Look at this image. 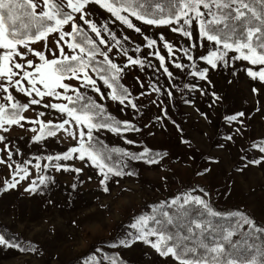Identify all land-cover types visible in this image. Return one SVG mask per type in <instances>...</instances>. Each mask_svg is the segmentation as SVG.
<instances>
[{
    "label": "rangeland",
    "instance_id": "374dc122",
    "mask_svg": "<svg viewBox=\"0 0 264 264\" xmlns=\"http://www.w3.org/2000/svg\"><path fill=\"white\" fill-rule=\"evenodd\" d=\"M35 3L37 12L43 10V0ZM62 3L63 11L73 16L70 26L62 30L72 32V23L87 30L102 53L121 69L120 77L131 94L123 103L113 100L112 89L89 67L88 75L100 92L85 86L80 73V79L65 78L63 82L70 88L66 93L58 88L59 97H40L35 92L29 96L20 89L31 87L24 72H33L41 63L35 52L51 60L61 54V48L66 55L79 54V49L68 47L73 36L60 40L59 32L30 43L31 52L18 46L22 55L15 56L14 63L23 67H13L16 75L11 81L0 78V104L6 111L12 103L29 106L20 124L0 127L4 138L0 140V224H6L22 240L10 242L19 247L0 245V264H63L92 248L93 257L103 264L111 263L104 259V250L117 251L136 264H180L152 247L157 235L139 237L153 232L145 228L155 203L184 204L185 198L193 201L191 198L199 197L214 212L220 207L243 206L264 225V81L248 75L249 68L258 71L264 66L237 59L240 53L235 47L226 50L222 43L201 37L200 20L193 12L170 24L151 25L122 12L134 25L129 28L94 2L81 12L68 8L67 0ZM200 11L204 14L201 19H212L209 9L201 6ZM185 19L191 23L185 24ZM91 24L100 35L92 31ZM184 31L191 35L185 36ZM149 41L155 43L149 45ZM211 53H216L215 66L204 59ZM95 57L104 61L101 54ZM129 58L140 63H130ZM28 60L33 61L32 66ZM36 86L45 91L43 85ZM73 89L92 96L109 113L135 126L119 133L109 128L93 130V136L108 146L122 148L126 161L113 167L123 175L108 173L105 180L99 167L87 156L81 160L78 152L63 159L70 148L79 147L78 130L88 131L50 107L69 104L64 95L76 96ZM32 99L40 103L31 104ZM65 119L69 123L63 131L59 128L55 135L47 134L48 126ZM54 121L58 124L46 125L42 135L41 124ZM38 136L41 138L35 139ZM145 150L140 159L125 155L139 156ZM157 150L163 154L155 153ZM57 156L61 159H55ZM13 182L15 186L9 188ZM138 212L141 214L136 215ZM126 219L131 221L123 226ZM107 238L110 244L104 243Z\"/></svg>",
    "mask_w": 264,
    "mask_h": 264
},
{
    "label": "snow or ice",
    "instance_id": "6c2138e0",
    "mask_svg": "<svg viewBox=\"0 0 264 264\" xmlns=\"http://www.w3.org/2000/svg\"><path fill=\"white\" fill-rule=\"evenodd\" d=\"M90 2L99 4L101 7L106 8L120 21L127 24L129 28L134 25L128 19L127 16L121 15L122 12H130L132 16L137 19L143 20L147 24H170L171 17L168 18H149V13L146 11H141L144 4L142 0H67V7L71 8L73 12H81L85 5ZM264 3V0H260ZM180 8L179 14L175 16L177 20L181 16H188L189 12L195 13L197 19L200 20V35L201 37H206L208 41H214L217 45L223 44V48L228 50L235 47V50L240 53L237 59H243L249 61L252 65L264 66V16L257 12L255 8L249 6L244 0H179ZM203 5L204 8L209 9V15L212 16L211 20L205 21L201 19L204 15L200 11V7ZM212 5H215L218 12L222 13L217 15L211 11ZM236 5L235 8L232 6ZM39 7L34 0H0V78H7L9 81L12 80L13 76L16 75L13 72V67L20 69L23 67L21 63H14V57L22 55L18 51V46L22 45L29 52L33 51L29 44L30 42L46 40L50 33L59 32L60 40H63L65 36H73L74 42L68 43V47L76 50L79 49V54L63 55L64 49L61 48L60 52L62 58L57 59H47L42 52H35V55L39 57L41 63L35 66L33 72H24V77L28 78V83L31 85L29 89L21 88V91L26 92L27 95L31 96L33 92L37 96H57L59 97L61 93L57 92V89H64L65 93L70 88V85L64 83L65 78H76L80 79V73H83V82L85 86H91L96 92H100V89L96 87V81L88 75L87 69L92 67V70L100 73L103 71L104 74L100 75V79L103 80L105 85H108L112 89L110 95L113 100H118L120 103L124 102L126 95H123L120 91H117L119 87L116 85V75L121 71L118 66L108 59L107 53H100L104 56V67L103 69L98 68L93 65L95 56L99 49L97 48L95 41L90 39L86 33L79 30V26L72 23V32H64L63 26L69 24L73 21V16L71 13L63 11V3L57 2V0H43V10L37 12L36 9ZM246 9L251 13L248 16L244 11ZM226 10V11H225ZM242 18H244L242 20ZM83 19V17H81ZM253 20L257 21L253 24ZM235 22H240L241 31L238 33ZM90 23V22H87ZM185 24H190L191 19H185ZM223 27H218L219 25ZM91 29L97 35H100L99 30L95 24H91ZM183 29H173V31H182ZM140 31V29H136ZM185 36L191 35L190 32L184 31ZM80 36V42H75V37ZM235 38V39H234ZM229 41H233L230 43ZM59 44V41H57ZM67 43V42H66ZM101 43H104L102 40ZM155 41H149V45L154 44ZM167 46V45H166ZM169 51H171V46ZM244 50H247L246 52ZM87 57V58H86ZM214 57L216 53H211L210 56L204 57L208 60L209 64L215 66ZM191 59V57H189ZM219 58H223L222 56ZM163 62V57L160 58ZM130 63H140V61H133L129 58ZM27 64L32 66L33 61L28 60ZM180 67V65H177ZM167 71V69H165ZM108 73H113L114 75L109 77ZM169 75H171L169 73ZM201 76L204 75L203 72L200 73ZM248 75L253 79L257 77L259 80L264 81V67H260L258 71L253 69H248ZM17 85L20 84L19 80H16ZM37 83L43 85L45 91H41L36 85ZM5 91L7 89L5 88ZM76 92V99L73 100L71 96L64 95V99L69 101L73 106L69 107L68 104H52L50 107L58 109L61 113H66L67 116L74 120L77 125H84L87 127L88 131L85 133L83 130L80 131L79 136V147L70 148L68 152L63 154V159L67 160L71 158L72 153H79V158L83 160L86 156L92 161L94 165L99 167L101 173L104 175V179L107 180L108 173H114L115 175H123L124 173L116 170L114 167L109 166L105 163L106 160H110L111 156L105 154V149L103 146L99 145V142L93 136V130L98 128H109L113 132H120L119 121H115L111 117H106L104 115V109L101 105L92 101L91 98L85 97L80 94L79 89H73ZM126 89L122 90L126 93ZM7 99L11 101L13 97L11 94L7 96ZM86 100V103H80V101ZM31 104H39L40 101L32 99ZM28 104H11V112L6 111L4 105L0 104V127L5 124H20V121L24 119L21 113L28 108ZM49 105H46V107ZM135 107V105H132ZM42 115V113H41ZM240 115H243L241 113ZM231 119H235L232 117ZM69 123V119H65L62 123L57 125V128L63 129L66 124ZM129 126L125 122V130ZM6 130V129H5ZM41 134L45 132V125L41 124ZM48 135H55V132L48 130ZM85 136L87 140H85ZM41 137H35V139H40ZM4 139L0 137V140ZM264 150V149H262ZM111 151H121L119 149H112ZM147 153H141L139 156L125 153V155L131 156L133 159H140ZM48 159H52L49 157ZM55 159H61L60 156L55 157ZM150 163L155 162L149 160ZM259 163V161H256ZM39 167V165H37ZM19 170V169H18ZM25 173L27 170H24ZM76 171H79L77 169ZM131 173H129L130 175ZM43 178H41V183H43ZM103 184L104 181L102 180ZM15 182L8 184V187H14ZM32 190H35V183H33ZM108 191L107 187L104 189ZM196 204L201 205L209 216H216L218 213L214 212L211 207L199 197L191 198ZM173 203H176L174 201ZM189 203V199L185 198V204ZM172 218L169 217L168 222L171 223ZM241 223L251 226L252 230L254 225L252 220L241 215L238 218L236 224V229H239ZM197 229L201 230V234L206 231L201 224L197 223L195 225ZM259 231L264 232V229ZM188 232H192V228H188ZM156 231L143 233L139 238L146 239L149 235H156ZM233 231H228L222 238L221 241H216L214 247H209L208 244L198 237L180 236L177 232L174 235H169L167 237L160 236L158 241L152 244L161 256L175 257L180 264H238L235 259H221V257L226 256L225 252V242L230 243L231 237L233 236ZM251 234V232L249 233ZM173 241L171 246L167 243H162L163 241ZM194 240V246L189 247L185 241ZM0 245L5 247H19V245L10 243L5 239L4 235H0ZM198 249H202V252H198ZM24 249H21L23 251ZM115 264V261L113 262ZM244 264H257L255 259L245 261Z\"/></svg>",
    "mask_w": 264,
    "mask_h": 264
},
{
    "label": "trees",
    "instance_id": "16d2710c",
    "mask_svg": "<svg viewBox=\"0 0 264 264\" xmlns=\"http://www.w3.org/2000/svg\"><path fill=\"white\" fill-rule=\"evenodd\" d=\"M142 2L144 6L141 9V11H146L147 13H149V18L159 19V18L171 17V22L177 20L175 16L179 14V8H180L179 0H142ZM244 2L248 3L250 7L255 8L257 12L261 13V15L264 16V3H261L260 0H244ZM209 3H211V0H209ZM232 7L235 8L236 5H233ZM212 8H213V12L217 13V15L222 14L217 11L215 5H212ZM244 11L247 13L248 16H251V13L248 12L246 9H244ZM243 19L244 18H242V20ZM256 23L257 21L253 20V24ZM235 26L237 32L239 33L241 31L240 22H235ZM218 27H223V25L221 24ZM79 30L86 33L87 36L93 40V38L91 37V35L87 30L82 28H79ZM262 31H264V28H262ZM80 40H81L80 36L75 37V42H80ZM229 42L232 43L233 41H229ZM96 46L99 49L97 54L102 53V49L100 48V46H98V44H96ZM103 62H104L103 60H99L95 57V60L93 61V65L103 69L104 67H106V65H104ZM95 74L98 78H100V75L104 73L103 71H101L100 73L95 72ZM107 75L111 77L114 74L108 73ZM115 75H116V85L119 86L117 88V91H120L123 95H126V97L130 96L131 90L122 81L120 77V73H117ZM124 89L127 90L126 93L122 92V90ZM84 96L91 98L92 101L96 102L98 105H101L104 109V115L106 117L113 118L115 121H119L120 129L125 130V123L123 120H121L116 115L109 113L107 108L101 103H99L92 96L90 95H84ZM71 97L73 98V100L76 99V96L74 95ZM86 102H87L86 100L80 101V103H86ZM68 105L69 107L73 106L70 102ZM11 110L12 109H9L8 111ZM127 125L129 126L127 130L133 128L135 129V126L133 124H127ZM49 129L54 131L59 128H57L56 126H48L46 128V131H48ZM94 138L99 142L100 146H103V148L105 149V154L111 156V159L106 160L105 163H107L109 166L112 167L116 165L123 166L126 159L124 158L122 148L110 147L100 138L96 136H94ZM112 149H119L121 151H111ZM157 151H155V153L163 154L162 150H157ZM214 206L217 207L216 204ZM216 210H217L216 213H218V215L209 216L207 214V211L201 205L196 204L194 201H189V203L187 204L155 203L149 212L147 227L145 229L156 231L157 233L156 235L158 237L160 236L167 237L169 235H174L177 232L180 234V236L191 235L193 237H198L202 239L204 243L209 245V247H214L216 241H221L223 236L228 231H233L234 234L231 237V242L230 243L225 242V252L227 255L221 257V259H235L238 261V264H244L245 261L255 259L257 261V264H264V232L259 231L260 229H264V225L258 223V220L253 215V213L249 209L243 206L220 207ZM140 214L141 212H138V214L136 215H140ZM241 215L252 220L255 230H252L251 226L243 223H241L239 229H236L238 218ZM169 217L172 218L171 223L168 222ZM130 221L131 219H126L122 225L123 226L127 225L128 223H130ZM197 223L201 224V226L206 229V231H204L203 234H201L200 229H197L195 227ZM189 227L192 228L191 233L188 232ZM250 232L251 234H249ZM0 235H4L5 239H7L9 242H19L22 240L17 233L11 231L9 227L4 223L0 224ZM113 239L114 237H112V240ZM104 241H105L104 243L110 244L109 238L105 239ZM162 243H167L169 246H171L173 241L165 240ZM185 243L189 247H192L194 246L195 241L190 240V241H185ZM94 247H96V245H94ZM93 251L94 248H92L90 253H85L80 256H77L76 258L72 259L70 262H66L63 264H103L101 261L97 260V258L93 257V255H95ZM202 251H203L202 249H198V252H202ZM104 259L110 260L111 261L110 264H113L114 261L115 264H136L124 258L117 251L114 252L110 250H104Z\"/></svg>",
    "mask_w": 264,
    "mask_h": 264
},
{
    "label": "crops",
    "instance_id": "0c3cea01",
    "mask_svg": "<svg viewBox=\"0 0 264 264\" xmlns=\"http://www.w3.org/2000/svg\"><path fill=\"white\" fill-rule=\"evenodd\" d=\"M34 2H36V0H34ZM36 11H37V10H36ZM69 23H71V22H69ZM64 26H70V25H69V24H66V25H64ZM71 26H72V25H71ZM30 43H32V42H30ZM74 51H75V50H74ZM74 54H75V53H74ZM63 55H66V54L63 53ZM57 58H62V55L59 54L58 57H56V59H57ZM8 103H10V102H8ZM8 103H7V104H8ZM66 104H68V103H66ZM7 108H8V109L11 108V105H8ZM27 111H28V108L25 109V110L21 113V115H23V117H24V115H25V113H26ZM54 124H58V123L54 121V122H47V123H45L44 125L46 126V125H54ZM69 129H70V128H69ZM61 131H63V129H60V132H61ZM79 133H80V132H79V130H78V132H77V137H78V138H80ZM78 141H79V139H78ZM78 143H79V142H78Z\"/></svg>",
    "mask_w": 264,
    "mask_h": 264
}]
</instances>
